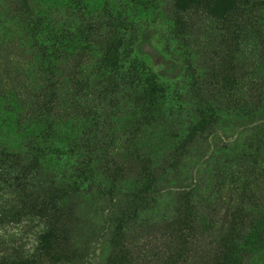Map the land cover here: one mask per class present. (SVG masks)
Segmentation results:
<instances>
[{"label":"rangeland","instance_id":"obj_1","mask_svg":"<svg viewBox=\"0 0 264 264\" xmlns=\"http://www.w3.org/2000/svg\"><path fill=\"white\" fill-rule=\"evenodd\" d=\"M75 2L79 3L75 7L86 11L87 17V12L90 13L89 20L92 23L94 17L96 20H106L108 13L116 17L124 12L129 19L125 25L129 23L133 29L136 59H141L143 63L151 58L160 66L157 71L168 75V78L153 77L156 86L163 88L165 93L148 98L143 96V92H136L137 107L127 116L120 111L118 114L117 101L109 93L101 95V104L97 108L99 119L96 120V131L101 130L104 125L108 129L105 130L107 135L120 136L122 133H132L137 125L142 124L138 121L144 115L145 107L160 96L162 99L158 101L157 106L160 107V114L166 118V122L156 134L158 150L168 146L170 141L176 142L177 136L172 134V131L178 113L175 117L172 113L179 108L185 111L186 108L176 103L172 91L166 89L168 84L173 87L170 78L176 76L180 82H184L189 76L187 70H202L204 78L195 80L194 84L208 86L211 91L214 89L215 93L209 95L213 96L215 103L219 100L224 103L220 106H224L230 103V97L237 98L232 87L234 80L240 77V68L245 62L238 64V60L222 59L220 45L223 44L232 52L240 43L249 44L251 47L254 44L264 45L263 33L259 34L243 24L231 25L235 20V13L230 4L221 5L213 0H28V33L36 29L32 26L33 17L37 19L50 16L64 5L72 7ZM223 16L228 19L224 27L219 21ZM39 27L44 30L42 26ZM56 33L57 31L54 36ZM187 34L191 35L192 40L195 39L192 37L194 34L199 37L193 42L198 45L196 50L199 51L195 62H188L189 46L182 45ZM54 36L42 34L40 40L44 37L50 42ZM204 36L207 39H204ZM89 40L78 53L63 54L60 50L54 58L48 59L47 69L56 72L52 78L59 80L68 72L100 73L104 45L98 42L99 39L89 37ZM262 48H259L260 52L264 51ZM126 72L125 70L122 74ZM33 73L29 66L19 63L7 66L3 57H0V88L6 87L12 98L24 91V85L35 78ZM139 87L142 88L141 83L136 89L139 90ZM4 106L3 102H0L1 112ZM211 107H202L200 111L205 115V120L212 116L213 119L218 118L217 122L204 135L203 140L188 148L186 152H181L179 158L170 165L156 197L144 195L143 189L137 185L140 169L156 162L152 154L146 156L144 161L136 162L138 165L132 172V179L128 181L119 179L122 177V169H119V174L113 178L106 175L107 179H102L105 174L104 167L109 164L106 162V155L102 159L97 154L95 158L99 162L91 166V173L97 180H102L99 183L106 190L101 193L96 189L90 190L88 183L79 182L75 191L72 184L55 181L51 192L47 194L44 207L49 217L47 238L41 245L40 259L35 264H226L234 253L229 243L234 240L236 231L240 227L248 226L244 229L246 236L254 235L247 217H243V213L239 212H233L231 218L228 217L229 213L214 216V213L209 212L212 209L209 206L204 214L192 216L188 207L184 209L182 206L181 209L173 211L170 210L169 204L175 200L187 199L199 179H205V176L209 178L210 171L206 172V168L209 164L213 165V158L218 155L224 158L223 163L226 160L227 165H233L236 169H232L236 171L231 178L217 179L216 183L221 185L226 182L225 187H238L242 183L238 181L242 178L246 182L240 187L244 188L245 192L253 189L251 194L263 181V174L259 170L262 171L263 168H259L256 163H261V157L257 155L264 151V130L259 127L264 119V110L245 118H237L226 116L222 112L212 114L208 112ZM10 109V113L0 116V156L5 158L20 150L23 133H18V129H28V121L20 122L16 114L12 113L17 111V105L11 104ZM170 109L173 110L169 112ZM21 110L22 108L20 112ZM18 122L22 125L20 128L17 127ZM108 122L111 123L110 126L107 125ZM140 130L143 136L148 135L145 126ZM149 137L155 139V135ZM51 143L55 144L46 147L47 155L42 159L38 158L36 165L47 169L44 172L46 174L64 172L67 170L65 164L69 162L71 165L73 158L69 160L68 156L64 155L60 141L53 139ZM124 160L125 158L121 162ZM97 180L92 182L96 183ZM204 183L203 192L209 194L213 183ZM4 192L5 189L0 192V197ZM248 198L243 199L245 203L250 201ZM11 200L13 199L0 198V237L4 242L0 246L5 247L10 246L8 241L17 238L12 237L16 216L28 214V210H25L28 207L25 200L19 204L11 203ZM183 202L184 205L187 204ZM25 219L27 217L22 218ZM23 229L25 236L28 228ZM7 253L14 254L10 250ZM242 264H264V240L251 247L248 258Z\"/></svg>","mask_w":264,"mask_h":264},{"label":"trees","instance_id":"obj_2","mask_svg":"<svg viewBox=\"0 0 264 264\" xmlns=\"http://www.w3.org/2000/svg\"><path fill=\"white\" fill-rule=\"evenodd\" d=\"M213 1L221 5L230 4L231 10L235 13V20L231 25L243 24L264 35V1ZM78 4L75 2L72 7L64 5L50 16H41L37 19L33 17L32 26L36 29L28 33V8H26L28 0H0V57H3L7 66L19 63L29 66L35 74V78L24 85V91L19 92L14 98L10 96L6 87L0 88V102L5 105L3 111H0V116L10 113L11 104H14L17 105V111L12 113L16 114L19 121H28L27 131L18 129V133H23L20 150L15 151L8 158L0 156V187H2L0 192L5 189L0 198H12L11 203L15 204L25 200L28 204L25 209L28 210V214H19L13 222L16 227L12 229V237L18 239L8 241V244L11 243L10 246H0V264H35L40 259L41 245L47 238L49 228V217L44 210L45 201L55 181L72 184L75 191L79 182L88 183L90 190L96 189L100 191L99 193L106 190L99 183L102 180H97L91 173V166L99 162L95 158L97 154L102 159L106 155V162L109 164L104 167L105 174L102 179L113 178L119 174V169H122V173L120 172L122 177L119 179L124 178L127 181L132 179V172L138 165L136 162L144 161L146 156L152 154L156 162L145 169H140L137 185L143 189L144 195L156 197L160 193L159 187L163 184L170 165L179 158L181 152H186L188 148L196 146L203 140L204 135L217 122L218 118L213 119L212 116L205 120L203 117L205 115L200 111L202 107L212 106L208 110L212 114L222 112L226 116L237 118H245L264 110V51L260 52L259 49L264 48V45L254 44L251 47L249 44L240 43L232 52L222 44L220 45L222 59L238 60V64L245 62L240 68V77L234 80L232 87L237 98L230 97V103L224 106H220L224 103L219 100L215 103L213 96L209 95L215 93L214 89L212 92L208 86L194 84L195 80L204 78L202 70L194 68L187 70L189 76L184 82H180L176 76L170 78L173 87L168 84L166 89L172 91L176 103L186 107L185 111L179 108L172 113L173 117L178 113L172 131V134L177 136L176 142L170 141L168 146L158 150L156 134L162 130L166 122V118L164 119L160 114V107L157 106L158 101L162 99L160 96L145 107L144 115L138 121L142 124L137 125L132 133L109 136L105 131L108 130L107 126L104 125L101 130L96 131V120L99 119L97 108L101 104V95L109 93L114 96L118 114L120 111L127 116L137 107L136 92H143V96L148 98L163 95L164 89L156 86L153 77L168 78V75L165 76L157 71L160 66L153 59H146L143 63L141 59H136L137 57L134 56L136 46L133 49L135 44L133 29L131 24L125 25L129 19L124 12L116 17L108 13L109 17L106 20L104 18L96 20L94 17L92 23L89 20L90 13L87 12V17L86 11L75 7ZM220 19L222 27L226 26L227 17L223 16ZM42 34L54 37L50 42L44 37L40 40ZM89 37L99 39L98 42L104 45V56L101 57L103 66L100 73L68 72L59 80L52 78L56 72L47 69L48 59L54 58L60 50L63 54L78 53L82 46L85 47L90 42ZM186 37L182 45L189 46L188 62H195L199 51H197L198 45H194L193 42L199 37L197 34L192 35L194 40L189 34ZM205 37L204 39H207ZM245 55L251 56L248 58L244 57ZM125 70L127 72L122 74ZM140 83L142 88L139 87L137 90L136 87L140 86ZM20 122L17 124L18 128L22 126ZM110 124L107 123L108 126ZM261 124L259 127L264 130V119ZM143 126L148 135L143 136L140 133ZM149 135H155V139L152 140ZM53 139L61 142L65 152L63 154L67 155L69 160L70 158L73 160L71 165L69 162L65 164L67 170L64 172L46 174L44 172L47 169L42 165L37 166L36 162L38 158L42 159L47 155L46 147L55 144L51 143ZM18 152L21 154H17ZM257 156L261 157V163L256 165L263 168L262 171L259 169L263 174V181L251 194L253 189L245 192L244 188L240 187L246 182L242 178L238 181L242 182L238 187L235 185L225 187L226 182L221 185L216 183L217 179L231 178L236 171L233 165H227L226 160V164L223 163L224 158L218 155L213 158V165L209 164L206 168V172L210 171V177L199 179L187 199H183L187 204L184 205L182 200H175L169 204L170 210L173 211L181 209L182 206L184 209L188 207L192 216L204 214L209 206L212 208L209 212L214 213V216L229 213L228 217L231 218L233 212H239L243 213V217H247L254 235L246 236L244 229L248 226L240 227L236 231L234 240L229 243L234 253L226 264H242L248 258L251 247L264 240V151ZM123 158L125 160L121 162ZM96 180V183L92 182ZM205 181L213 183L209 194L203 192ZM248 195L250 201L245 203L243 199L248 198ZM24 217L27 219L22 220ZM23 228H28L25 236L22 233ZM21 235L25 239L23 236L19 238ZM1 238L0 244L4 243ZM8 250L14 254L7 253ZM17 253L22 255L16 256Z\"/></svg>","mask_w":264,"mask_h":264}]
</instances>
